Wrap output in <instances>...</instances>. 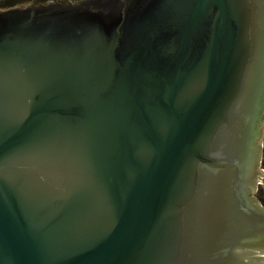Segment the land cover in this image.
I'll list each match as a JSON object with an SVG mask.
<instances>
[{
  "label": "water",
  "instance_id": "obj_1",
  "mask_svg": "<svg viewBox=\"0 0 264 264\" xmlns=\"http://www.w3.org/2000/svg\"><path fill=\"white\" fill-rule=\"evenodd\" d=\"M263 139L264 0L0 9V264H264Z\"/></svg>",
  "mask_w": 264,
  "mask_h": 264
},
{
  "label": "trees",
  "instance_id": "obj_2",
  "mask_svg": "<svg viewBox=\"0 0 264 264\" xmlns=\"http://www.w3.org/2000/svg\"><path fill=\"white\" fill-rule=\"evenodd\" d=\"M54 0H0V9L2 10H6V9H10L12 7H19V6H25L27 4L29 5H38V4H46L48 2H51ZM58 2H65V1H69V2H73L76 0H55Z\"/></svg>",
  "mask_w": 264,
  "mask_h": 264
},
{
  "label": "flooded vegetation",
  "instance_id": "obj_3",
  "mask_svg": "<svg viewBox=\"0 0 264 264\" xmlns=\"http://www.w3.org/2000/svg\"><path fill=\"white\" fill-rule=\"evenodd\" d=\"M263 141V150H262V162H261V166H263V162H264V139L262 140ZM264 173V171H263ZM254 176V174H253ZM258 179V178H257ZM255 179V180H257ZM249 197H253L254 199L258 200L259 204L258 206H260L261 208L264 209V188L261 186V184L259 183V180H257V187L256 189H253L252 187V190L251 192H249ZM254 208L255 205H257L254 201H252L251 203Z\"/></svg>",
  "mask_w": 264,
  "mask_h": 264
},
{
  "label": "rangeland",
  "instance_id": "obj_4",
  "mask_svg": "<svg viewBox=\"0 0 264 264\" xmlns=\"http://www.w3.org/2000/svg\"><path fill=\"white\" fill-rule=\"evenodd\" d=\"M259 168L264 170V162H263V166H259Z\"/></svg>",
  "mask_w": 264,
  "mask_h": 264
}]
</instances>
